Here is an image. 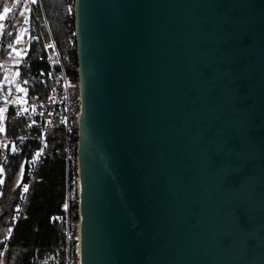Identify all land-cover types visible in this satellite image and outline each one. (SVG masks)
I'll return each mask as SVG.
<instances>
[{
	"label": "water",
	"instance_id": "1",
	"mask_svg": "<svg viewBox=\"0 0 264 264\" xmlns=\"http://www.w3.org/2000/svg\"><path fill=\"white\" fill-rule=\"evenodd\" d=\"M74 10L80 264H264V0Z\"/></svg>",
	"mask_w": 264,
	"mask_h": 264
},
{
	"label": "built area",
	"instance_id": "2",
	"mask_svg": "<svg viewBox=\"0 0 264 264\" xmlns=\"http://www.w3.org/2000/svg\"><path fill=\"white\" fill-rule=\"evenodd\" d=\"M17 4V0H14ZM42 7V0H24L22 8L23 16L29 18L28 25L33 16H36V6ZM69 10L75 14L74 3L69 5ZM45 32L33 37L30 29H23L19 41L16 43L31 47V42L41 39L45 61L49 69L41 70L34 78L25 76L23 64L27 60L25 56L18 58H1L0 62H9L6 71L0 77V129L5 126V131H0V172L1 181L5 175V167L8 161L26 152L24 179L21 183L18 204L15 209L14 223L25 215V207L29 201L32 183L45 160L48 142L52 131L60 130L62 134V146L66 163V197L63 204L65 213V236L67 252V264H74L70 258V243L80 239V167H79V124L82 109V95L78 75V64L75 65L70 56H63L55 41L51 29L47 26ZM3 29H0V49L3 42ZM23 40V41H22ZM75 72V73H74ZM42 85L45 89H38ZM22 86L23 92L18 90ZM47 88V91H46ZM33 95V98H31ZM28 185V190H24ZM79 216L77 236L74 232V224L70 220V212ZM12 230H10V233ZM8 240V238H7ZM1 250L2 261L6 249ZM77 248V244H76ZM78 261L79 262V252Z\"/></svg>",
	"mask_w": 264,
	"mask_h": 264
},
{
	"label": "trees",
	"instance_id": "3",
	"mask_svg": "<svg viewBox=\"0 0 264 264\" xmlns=\"http://www.w3.org/2000/svg\"><path fill=\"white\" fill-rule=\"evenodd\" d=\"M74 1L44 0L42 9L38 4L36 6L38 19L34 29H42L41 32L38 30L39 34L44 33V29H47L43 19L42 11L44 10L49 28L61 54L70 56L77 65L75 16L69 10V5ZM2 3L3 0H0V6ZM5 52L6 48H1L0 55L3 57ZM43 55L42 40L33 41L27 60L22 66L25 76L34 78L41 70L48 71V64L41 60ZM37 87L45 91L42 85ZM26 155L24 152L8 161L3 183L0 185V263L2 260L1 250L8 245L2 264H33L37 254H42L45 251L57 253V264H67L65 250L67 241L64 232L66 222L62 208L66 197L67 174L61 131L57 129L52 131L45 160L32 183L25 215L19 218L17 223H14L15 209L24 179ZM17 179H19V183L15 186ZM70 220L74 224V234L77 236L79 216L74 212V209L70 212ZM10 230H12L11 233ZM76 244L77 239L70 243V258L74 264H77L78 261Z\"/></svg>",
	"mask_w": 264,
	"mask_h": 264
},
{
	"label": "rangeland",
	"instance_id": "4",
	"mask_svg": "<svg viewBox=\"0 0 264 264\" xmlns=\"http://www.w3.org/2000/svg\"><path fill=\"white\" fill-rule=\"evenodd\" d=\"M43 3H44V0L42 1V6H43ZM23 5H24V0H17V4L14 3V0H3V3L0 6V16H3V19H0V29H3L4 31L3 42H2L1 48L3 47L6 48L5 55L3 57L0 55L1 58H7V57L18 58V57L25 56L26 53L30 49L26 47L27 45L21 46V44L16 43V36L21 35L23 29H30V32L32 34V39H33V37L39 34L37 33L38 30H40V32L42 30V29H34L35 22L38 19V13L36 16H33L31 18L30 25H28L29 18L26 16H23V14L21 13ZM5 9H8V11L5 12L4 11ZM42 12H43L44 22L46 26L49 27L45 11L43 10ZM17 52H19L20 55H17L16 54ZM8 67H10L9 62H0V74L2 75ZM0 181H1V178H0ZM18 183H19V179L16 180L15 186Z\"/></svg>",
	"mask_w": 264,
	"mask_h": 264
},
{
	"label": "crops",
	"instance_id": "5",
	"mask_svg": "<svg viewBox=\"0 0 264 264\" xmlns=\"http://www.w3.org/2000/svg\"><path fill=\"white\" fill-rule=\"evenodd\" d=\"M2 182H0V185ZM57 253L53 251H45L42 254H37L36 258L33 260V264H57Z\"/></svg>",
	"mask_w": 264,
	"mask_h": 264
},
{
	"label": "snow or ice",
	"instance_id": "6",
	"mask_svg": "<svg viewBox=\"0 0 264 264\" xmlns=\"http://www.w3.org/2000/svg\"><path fill=\"white\" fill-rule=\"evenodd\" d=\"M35 2H36V0H33V3H35ZM4 11L7 12L8 9H5ZM0 19H3V16H0ZM20 39H21L20 35H17V36H16V41H19ZM16 54H17V55H20L19 52H17ZM19 91L23 92L24 89H23V88H20ZM3 111H4V109H3V108H0V113H3ZM0 131H2V129H0ZM0 172H3V169H0ZM0 182H2V181H0ZM24 190H25V191L28 190V185H24Z\"/></svg>",
	"mask_w": 264,
	"mask_h": 264
},
{
	"label": "bare ground",
	"instance_id": "7",
	"mask_svg": "<svg viewBox=\"0 0 264 264\" xmlns=\"http://www.w3.org/2000/svg\"><path fill=\"white\" fill-rule=\"evenodd\" d=\"M77 249H78V252L80 253V249H81L80 240L77 243ZM78 264H80V262H78Z\"/></svg>",
	"mask_w": 264,
	"mask_h": 264
}]
</instances>
